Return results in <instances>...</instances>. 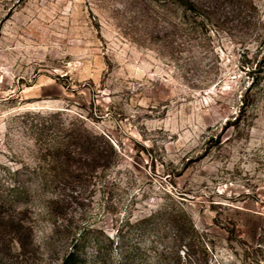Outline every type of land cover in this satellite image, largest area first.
Here are the masks:
<instances>
[{
	"label": "rangeland",
	"instance_id": "obj_1",
	"mask_svg": "<svg viewBox=\"0 0 264 264\" xmlns=\"http://www.w3.org/2000/svg\"><path fill=\"white\" fill-rule=\"evenodd\" d=\"M68 126L119 157L41 190ZM15 183L31 187L6 212L34 221L29 264H264V0H0V185Z\"/></svg>",
	"mask_w": 264,
	"mask_h": 264
},
{
	"label": "trees",
	"instance_id": "obj_2",
	"mask_svg": "<svg viewBox=\"0 0 264 264\" xmlns=\"http://www.w3.org/2000/svg\"><path fill=\"white\" fill-rule=\"evenodd\" d=\"M185 0H182L184 4ZM189 6L186 5L187 10L196 11L197 6L192 2L188 1ZM259 64H257L258 66ZM257 71V70H254ZM259 80L253 79V84H258ZM246 101H243L242 107L245 108ZM53 117L52 112H32L22 116L25 117ZM52 122V120L49 119ZM44 126V125H43ZM56 129V126H54ZM45 128H41V133H43ZM63 130V129H62ZM55 132L63 135V132L58 129ZM65 134L63 135V140L58 141L49 145L48 151L54 155L57 162V166L51 169L53 172V180L49 182L48 176L50 170L43 167H38L36 170L38 173L42 172V177H40L39 188L41 190L46 189L51 186L56 180L62 182L64 176L67 173L70 175L75 174L80 181H91V172L96 168L97 171H106L112 167L116 159L119 157V151L113 144L108 142V150L102 149L100 146H96L95 143L88 137L81 134H77L75 129L71 127H65ZM69 142H68V141ZM67 141V142H65ZM71 144H78V146L83 150V152H77L72 150ZM79 157L80 159L76 158ZM78 163V164H77ZM75 168V170H73ZM35 170V169H34ZM17 170L11 172L18 173ZM31 190L30 186L25 184H10L7 187L0 185V264H29L33 259L34 248H33V222L24 216H16L13 214L6 213L7 207H18L17 203L21 201L22 195L29 193ZM28 208H26V212ZM172 224L178 231L180 239L184 240L189 234V228L187 227L188 222L181 217L172 215ZM74 252H71L68 257H66L62 264H71L73 262Z\"/></svg>",
	"mask_w": 264,
	"mask_h": 264
}]
</instances>
